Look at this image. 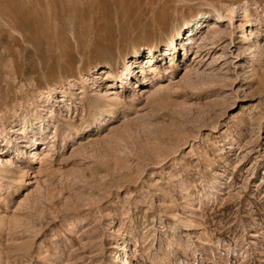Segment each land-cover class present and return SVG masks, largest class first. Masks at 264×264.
Listing matches in <instances>:
<instances>
[{"label": "rangeland", "instance_id": "obj_1", "mask_svg": "<svg viewBox=\"0 0 264 264\" xmlns=\"http://www.w3.org/2000/svg\"><path fill=\"white\" fill-rule=\"evenodd\" d=\"M153 6L177 11L154 26ZM201 11L170 61L166 37ZM148 44L160 78L133 63L69 86L135 47L145 64ZM48 89L24 144L9 131ZM0 130V264H264V0H0Z\"/></svg>", "mask_w": 264, "mask_h": 264}, {"label": "bare ground", "instance_id": "obj_2", "mask_svg": "<svg viewBox=\"0 0 264 264\" xmlns=\"http://www.w3.org/2000/svg\"><path fill=\"white\" fill-rule=\"evenodd\" d=\"M249 5L252 7L254 5V3H250ZM249 5L243 6V8H241L242 9L241 11H242V17L243 18H247L246 23L248 24V27L251 26V30L249 32V35H250L249 39H250L251 36L253 35L252 27L255 25V23H253L254 20L249 19L250 18L249 17L250 16V11H249V7H248ZM226 10L230 13L231 17L233 18V16H234V10H231L230 7H227ZM176 11H177L176 8H171L169 10L167 7H160V8L158 7V8H156V7L153 6L150 9V16L149 17H150L151 20H153V22H155L154 26L155 25H160L167 18L170 17L169 16L170 14L173 15ZM213 17L214 18L212 20H215V23H216V21L219 20L222 17L220 10L215 9V13H214ZM209 19L210 18H209L208 15H206V12L201 11L199 13H195L194 15H192V16H190L188 18H185L184 20L180 21L179 23H177V24H175L173 26V28L171 30V33L168 34V36L166 37L165 44H164V47H167L166 49L169 50L168 55L171 53L170 54V61L172 59H174L175 52H176L177 41H178L179 37L181 36V33H182L183 28H185L188 31L190 30V33H193L194 30H196L197 33H200V30H197V29L202 25L203 22L205 23V21H207ZM234 28L242 29V27L240 25H238V27L237 26H234ZM216 31H217L216 29H213L212 28L211 33H214ZM244 31L245 30H243L242 33H244ZM233 32H235V29H234ZM188 34H189V32H188ZM194 36H195V34H192V35L190 34V36L187 38V41H185L187 43L182 45L183 55H185L187 53V51H188V45L189 44L196 43V41L194 40ZM247 36L248 35H246V37ZM182 40H183V36L180 39V41H182ZM173 41H175V44L173 43ZM140 47L141 46L133 48L132 56L130 57L132 59V61L129 64H126L127 63L126 62V58L127 57L125 56V54L123 56H121V58H120L121 59V62L120 63L123 64L122 65L123 66L122 68H116L115 67L116 64H111V63H107L103 67H98V68H97V66H94V67H92L89 70V72H88L89 74L85 75L86 76L85 78L84 77H81L80 79H74V80L72 79V80H69L68 81L69 82L68 83L69 86H73L75 83L79 82L81 84V87H82L85 83H87L89 81L88 76L91 74L90 72H93L91 70H96V71L97 70H102L103 75H107V76H109V77L112 78L111 82L116 81L117 80L116 79L117 77L120 80H122V76L123 75H125V76L128 77V75L130 74V71H131V67L130 66L133 63H136V65L139 67L140 71L142 72V74H143L142 77H141L142 80H146V81L148 80L149 71L152 72V75L155 78H160L161 76L159 75V70H158V68H157V66L155 64V61L153 60L154 59V56H155V53L157 51H159L158 50V45L157 44H148V45H145V49L147 50L148 55H147V57L145 59V64H143V65H140V64H142L141 61H140V59H141V54H140L141 53L140 52L141 48ZM247 48L248 49H251L252 46L251 45H247ZM97 83H98V77L91 76V84L94 85V84H97ZM50 91H51L50 89H48L46 91V93L42 91L45 94H41L40 95V98H39V101H38V102H40V104L37 105L35 103H31V104H33V109L35 111V115H33V118L31 119L30 122L24 119V120H22V124L18 125L19 127L17 126V124H14L11 127V131H9V132H12V133L18 132V134H21V138L23 139V141H21L22 143L28 144L30 142V140L33 139V138H35V137H36L35 139L36 140L38 139L39 141L43 139V138L40 137V133L43 132V129H44V127H43L44 125L41 122L38 124V126L36 128H34L31 131V133L28 132V128H31V122H33L35 120L42 121L40 119L41 117L39 116L38 111H36L37 108H41V110H45V109L48 108L49 109V114L52 115V112L50 110L51 109V104H52V102L54 100L57 99V97L52 98L53 99L52 100L51 99V96H50V93H51ZM64 93L65 92L62 91V94L63 95H64ZM132 99H135V93L134 92L132 93ZM44 103H45V106H44ZM63 105H67V104L63 103ZM114 108H115L114 106H109V109L108 110L103 111L104 113L102 112L103 114L102 113H97L98 115L97 114H93L92 115V119L90 118L91 119V123H92V120H93V121H95L97 123V126L99 127L100 125H102V123H105L107 120H109V119H111L113 117V115H114L113 114ZM90 124L88 122V123H86V125L84 127L88 128L90 126ZM84 127L82 126L80 129H77L75 131L76 136L81 135V132L84 129ZM67 129H66V132H63V133H66L67 137L72 138L70 136L69 129L68 130ZM8 134L7 133H4V135H3L2 130H0V136L2 135L3 141H4V144L2 146H0V155H1V153H4L5 152V150L8 148V146L10 144V137H12V136H10ZM18 134H16V135H18ZM48 150H50V147L49 146H48V148L41 149V150H38L36 148V149H34L33 154L35 155V158L36 159L41 160V156L43 155V153L45 151L47 152ZM11 153L12 152H10V154ZM5 176H6V166L2 164V166L0 167V181L3 180V179H5ZM75 222H76V225L75 226H77V225H79V224L82 223V220L76 219V220H74V221H72L70 223L73 224ZM75 226H72V227H75ZM122 248H123V246H122ZM124 262H125L124 264H132V257L126 256Z\"/></svg>", "mask_w": 264, "mask_h": 264}]
</instances>
